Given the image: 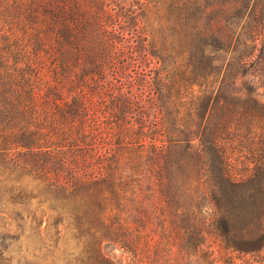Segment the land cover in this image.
I'll return each mask as SVG.
<instances>
[{
  "label": "trees",
  "instance_id": "1",
  "mask_svg": "<svg viewBox=\"0 0 264 264\" xmlns=\"http://www.w3.org/2000/svg\"><path fill=\"white\" fill-rule=\"evenodd\" d=\"M263 95L264 0H0V234L264 264Z\"/></svg>",
  "mask_w": 264,
  "mask_h": 264
},
{
  "label": "rangeland",
  "instance_id": "2",
  "mask_svg": "<svg viewBox=\"0 0 264 264\" xmlns=\"http://www.w3.org/2000/svg\"><path fill=\"white\" fill-rule=\"evenodd\" d=\"M258 101L264 103V95L259 97ZM0 210H2L0 228L5 226L7 229H12L9 227L10 225L13 227L10 213L12 207L9 204H0ZM32 210L30 208L26 212V216L28 212L29 214L25 223H22L23 233L17 243L14 236L6 232L0 234V264H53V261L57 259L59 260L56 264H64L62 261L69 255L77 260H82L84 250L80 246H76L69 232L66 235H59L52 227L45 234L31 230L35 227L30 220L33 216ZM150 242L148 249L138 248L135 257L129 256L126 252L115 247L106 246V243L103 244L101 253L104 256L107 255L115 264H148V260L145 258L147 256L155 260V264H205L207 251L212 253L210 258L217 264H224L229 258H232L234 264H254V257L226 253L220 241L214 237L208 239V248L203 247L202 251H199L197 256L192 258L181 251L180 242L175 235H170L169 239H164L155 234ZM166 242L169 244L164 246ZM263 259L264 250L260 253L257 261L261 262Z\"/></svg>",
  "mask_w": 264,
  "mask_h": 264
}]
</instances>
